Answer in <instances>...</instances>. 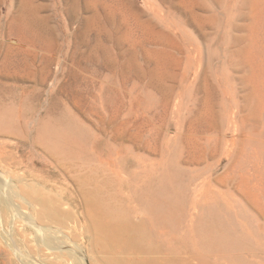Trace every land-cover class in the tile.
<instances>
[{"label":"rangeland","instance_id":"rangeland-1","mask_svg":"<svg viewBox=\"0 0 264 264\" xmlns=\"http://www.w3.org/2000/svg\"><path fill=\"white\" fill-rule=\"evenodd\" d=\"M0 173L124 264H264V0H0Z\"/></svg>","mask_w":264,"mask_h":264},{"label":"bare ground","instance_id":"bare-ground-1","mask_svg":"<svg viewBox=\"0 0 264 264\" xmlns=\"http://www.w3.org/2000/svg\"><path fill=\"white\" fill-rule=\"evenodd\" d=\"M121 125L122 127L120 128H122L121 129L122 132H119V129L115 130L114 128H112L113 130L111 134L112 141L119 139L123 141L125 140L124 138H127L126 137L127 125L124 124ZM130 139H132V137ZM131 148L132 147H130V149ZM115 149L117 148L115 147ZM17 180L18 182H15L14 179L5 177L4 174L0 173V210L1 211L5 210L6 213L10 215L11 218L10 223L8 224V227L6 229L2 228V222L0 221V239L3 241L4 245L8 249L13 250V252L17 256H19L20 258L19 262H21V264H40V263L44 264L43 261L46 262V260H44L45 258L41 257L43 255L45 256V253L43 251H48L49 256H53V261H52L53 264H124L125 261L124 262L122 261L121 259L122 257L120 258L117 254H113L114 252L111 255V251H109L111 249H108V246L105 243L106 240L105 242H103V240L100 239L99 232L101 231V227L93 229L94 233H91V236L89 237V243H90L89 248H85L84 250V248H82L77 243L73 246L69 245L67 243L68 239L66 235L62 234L64 233L63 230L67 229L66 231L69 232V234H71V236L74 237L75 235H77L76 227L73 226L72 228L68 226V220L70 219L71 216L69 212L64 211V209L62 208L61 201L58 198H56L55 195L46 192L45 190L34 184L31 183L28 184L27 182H24L22 179H17ZM144 209L145 208H143V210ZM16 222L21 223L24 230L28 231L33 235L32 240L36 243L37 247L35 248L36 249L35 252L39 253V255L36 254L37 255L36 257H39L38 259L39 261L29 260L27 257L24 256L25 255L23 254L24 252L23 253L21 252L23 249L19 251L20 240L17 236V232L15 231V225H14ZM145 247L147 248V246ZM145 247L143 249H145ZM98 248H100V250L97 251ZM152 249H150V251ZM47 263L49 262H46V264Z\"/></svg>","mask_w":264,"mask_h":264}]
</instances>
